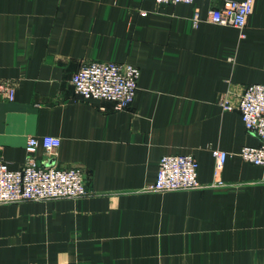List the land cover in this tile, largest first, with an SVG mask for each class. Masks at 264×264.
Listing matches in <instances>:
<instances>
[{
	"label": "crops",
	"instance_id": "obj_1",
	"mask_svg": "<svg viewBox=\"0 0 264 264\" xmlns=\"http://www.w3.org/2000/svg\"><path fill=\"white\" fill-rule=\"evenodd\" d=\"M225 1L0 0V83L15 89L0 93L2 158L17 169L27 137H58L37 162L82 167L89 191L1 205L0 264H264V167L236 155L259 139L219 104L264 83V0L243 37L204 20ZM89 61L139 67L128 108L78 95L71 77ZM214 148L233 154L224 186L211 185ZM179 153L202 186L145 190L159 157Z\"/></svg>",
	"mask_w": 264,
	"mask_h": 264
},
{
	"label": "built area",
	"instance_id": "obj_2",
	"mask_svg": "<svg viewBox=\"0 0 264 264\" xmlns=\"http://www.w3.org/2000/svg\"><path fill=\"white\" fill-rule=\"evenodd\" d=\"M154 1L188 4L193 0ZM253 1L226 0L219 6L210 7L204 20L212 24L235 27L243 37V29L252 12ZM201 20L200 13L194 11V25ZM139 74V67L131 63L89 61L81 64L73 73L71 83L81 98L109 100L113 103V110L117 111L128 108L133 102ZM14 90L10 83H0V93L7 99H13ZM219 104L223 110L237 109L246 131L259 139L258 145L242 146L236 155L246 162L264 167V83L246 85L236 105H233L226 95L220 98ZM59 145L60 139L52 135L27 137L24 147L26 158L23 165L17 169L10 167L0 153V202L77 199L86 196L89 191L82 167H43L37 162L35 154L39 147L51 154ZM211 155L214 159V182L211 185L224 186L219 173L225 160L233 154L214 148L211 149ZM197 168L198 161L191 154L162 155L158 159L155 177L145 190L164 192L199 188L202 184L197 177Z\"/></svg>",
	"mask_w": 264,
	"mask_h": 264
},
{
	"label": "rangeland",
	"instance_id": "obj_3",
	"mask_svg": "<svg viewBox=\"0 0 264 264\" xmlns=\"http://www.w3.org/2000/svg\"><path fill=\"white\" fill-rule=\"evenodd\" d=\"M22 202H25V201H17V202H0V206L1 205H9V204H17V203H22Z\"/></svg>",
	"mask_w": 264,
	"mask_h": 264
}]
</instances>
